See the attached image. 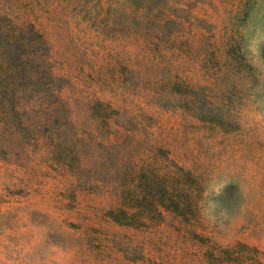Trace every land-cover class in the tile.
<instances>
[{
	"label": "rangeland",
	"instance_id": "1",
	"mask_svg": "<svg viewBox=\"0 0 264 264\" xmlns=\"http://www.w3.org/2000/svg\"><path fill=\"white\" fill-rule=\"evenodd\" d=\"M22 28L39 80L0 106V264H264V0H0ZM216 176L243 205L223 227L200 214ZM160 187L195 215H106L126 191L144 221Z\"/></svg>",
	"mask_w": 264,
	"mask_h": 264
},
{
	"label": "trees",
	"instance_id": "2",
	"mask_svg": "<svg viewBox=\"0 0 264 264\" xmlns=\"http://www.w3.org/2000/svg\"><path fill=\"white\" fill-rule=\"evenodd\" d=\"M32 31L38 39L41 37L37 30L32 29ZM31 39L24 34L23 28L18 31L14 29L0 31V106L4 107L3 111L10 108L11 112L19 113V102L25 100L22 94L33 92L36 88L39 77L31 73L33 64L28 58L29 48L33 46ZM22 109L24 112V108ZM21 123L22 118H19L18 125L21 126ZM144 192L143 190L140 192L141 199L146 195ZM189 196L188 192L182 189L173 191L168 187L157 188V191L153 193L155 200L150 203V206L144 209L139 206L140 214L147 215L144 222L135 220L136 213L131 211L132 205L129 203L130 193L125 191L122 203L109 209L106 215L113 222L122 225H141L147 221H153L155 216L148 217V215L151 213L160 216L162 210L185 219L194 216L196 212V206L189 200ZM238 245L244 246L241 243ZM231 252V249L223 248L220 252H210L209 256L216 264H230L234 261Z\"/></svg>",
	"mask_w": 264,
	"mask_h": 264
},
{
	"label": "clouds",
	"instance_id": "3",
	"mask_svg": "<svg viewBox=\"0 0 264 264\" xmlns=\"http://www.w3.org/2000/svg\"><path fill=\"white\" fill-rule=\"evenodd\" d=\"M257 120L259 122H264V116H258ZM232 183L233 182L230 179L223 176H216L208 181L202 193V199L200 202L201 217L208 223L218 224L223 227L231 222L236 211L242 209L243 205L240 204L234 206L232 211L229 212L228 208L222 205L219 201V198L224 195L226 187Z\"/></svg>",
	"mask_w": 264,
	"mask_h": 264
}]
</instances>
